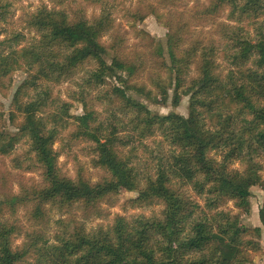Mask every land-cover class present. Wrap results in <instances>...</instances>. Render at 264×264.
<instances>
[{
	"label": "trees",
	"instance_id": "trees-1",
	"mask_svg": "<svg viewBox=\"0 0 264 264\" xmlns=\"http://www.w3.org/2000/svg\"><path fill=\"white\" fill-rule=\"evenodd\" d=\"M84 1L101 6L130 0ZM176 1L156 3L172 8ZM8 6L0 1V22ZM144 7L145 12L132 11L133 22L149 14L160 18L154 5ZM224 10L233 24H219L220 49L212 39L203 43L199 37L181 48L195 26L192 21L215 20ZM70 13L37 10L28 20L37 38L24 45L19 46L18 33L0 38V92L12 72L29 70L10 104L9 119L17 131H0V157H9L22 170L24 162L12 154L25 139L32 153L25 159H33L32 166L41 174L40 184L21 185L16 194L0 190V216L22 210L32 224L29 231L17 226L9 235L0 232V264H250V253L259 250L254 240L259 228L245 227L239 215L222 207L231 201L234 208L246 210L251 187L264 192L258 161L264 154V0H208L187 20L168 19L166 55L144 32L146 54L127 55L116 43L107 47L101 37L111 28L110 15L87 19ZM241 25L251 27L253 36ZM218 57L226 63L224 71L218 69ZM191 67L194 76H189ZM83 68L88 75L85 89L115 80L103 97L111 103L106 109H112L103 119L82 93L76 102L83 115L75 116L69 103H56L47 88L40 89L43 83L65 82ZM124 72L131 78L125 80ZM29 90L38 91L28 99ZM169 91L173 106L181 96L188 97L186 117L173 112L158 115L133 97L162 104ZM69 125L73 127L69 144L75 145V140L90 144L91 163L102 172L99 181L90 182L81 171L69 178L57 166L54 142ZM155 136L168 151L153 156L157 165L153 174L141 173L133 151ZM216 151L222 153L219 162L212 153ZM235 159L242 171L228 169ZM184 187L194 191L196 200L181 191ZM121 190L137 194L128 201L134 207L161 205L160 216L119 215L106 228L86 231L69 215L55 223L61 229L74 223L71 235L54 234L52 243L45 237L49 210L67 213L77 205L86 217ZM259 220L264 228V202ZM19 235L22 241L14 246Z\"/></svg>",
	"mask_w": 264,
	"mask_h": 264
},
{
	"label": "rangeland",
	"instance_id": "rangeland-1",
	"mask_svg": "<svg viewBox=\"0 0 264 264\" xmlns=\"http://www.w3.org/2000/svg\"><path fill=\"white\" fill-rule=\"evenodd\" d=\"M2 2L6 1L9 3L7 7V13L5 14L4 22H0V26L3 27L4 33L0 35V38L4 36H9L10 34H20L19 46L24 45L35 40L37 38L36 32L28 26L29 18L40 9H64L66 12L71 11L70 15L83 14L87 19H92L100 16L101 14L110 15L112 25L111 28L103 34L101 37V42L109 47L111 44L116 43L123 47V51L127 55H137L140 53H147L145 44L147 40L143 38L142 32L148 34L153 41L159 45L160 49L163 50V54L166 55L165 51V39L167 28L164 23L168 19L180 18L182 20H187L190 18L192 13L199 9L202 5L207 4L208 0H177L172 8H165L158 5L157 0H130V1H116L114 5H110L111 2L106 4H93L84 0H62V6L59 5L60 0H0ZM154 5L156 8V13L160 16L159 19L153 15H148L142 21L133 22L131 18V13L136 8L142 9L143 12L146 11L144 6ZM226 12L224 10L220 15L221 17L215 20L208 21H192L190 28V35L182 44L181 48H186L196 37L202 38L203 43L207 39H212L213 45L220 49L223 45V38L220 35L221 26L219 24H233L226 20ZM242 31H248L250 36H253L252 28L249 26L241 25ZM147 45V44H146ZM111 53V51H110ZM109 53V55H110ZM109 59V57H108ZM165 61L167 57H164ZM216 63L218 64L219 70H225L226 63L220 57L216 58ZM151 59L147 58L146 67L151 68ZM191 71L189 76H194L193 67L190 68ZM83 72L78 75H74L72 78L66 80L65 82H60L58 84L43 83L41 88H47L51 93V97L56 103H69L70 113L72 115L82 116V106L81 103L76 102L79 95L82 93L84 99H87L90 103H93V108L97 111L99 118L103 119L106 117L107 111L112 109H106L110 107L111 103L104 100V94L106 91L110 90L111 83H115L113 78H109L104 85H99L95 83L92 88L85 89V81L87 78V72L83 68ZM27 74H29L28 69H17L12 72L10 78L6 81L5 88L0 92V131L13 134L16 128L14 124L9 119L10 104L13 95L17 87L26 80ZM124 72V79L127 80L131 78V75H127ZM224 74V73H223ZM145 76H142L143 79ZM82 88V89H81ZM38 90H29L28 99L34 97ZM169 93V98L165 103L158 104L145 99L139 98L136 95L133 97L145 104L146 107L153 113L158 115H166L168 113H176L183 117L187 116L188 107V97L181 96L180 101L177 106H173L171 102V91ZM103 95V96H102ZM99 97V98H97ZM100 99L98 102L97 100ZM106 112V113H105ZM72 125L67 126L65 131H60V137L54 142L53 148L58 153L57 166L60 171L69 178H74L78 171H81L86 179L94 183L99 181L102 176V172L99 169L93 167L91 163L90 156V144L84 142V140H75L76 144H69L71 138H67L70 131L72 130ZM143 145L137 146L135 151H133L134 159L133 161L137 163L140 168L141 173H151L153 170L157 169L156 160L153 158L155 154L160 155V153H167L168 148L163 144L160 136H155L145 139ZM160 144V145H159ZM215 154L216 161H221L222 153L220 151L212 152ZM17 157L21 162H24L23 169L15 168L9 157H0V177L4 176L3 181H0L1 192L9 191L10 194H16L19 191L21 185L31 186L38 185L41 183L40 170L32 166L33 159H25V157L32 158V153L29 151L25 139L20 140V142L15 146L12 157ZM258 161L262 165L261 176L264 178V154L258 157ZM228 169H233L237 171H242L243 165L237 159L233 160ZM189 195L193 200H196L194 196V191L188 187L181 188ZM250 196L248 198V207L246 210H239L233 207V203L228 201L223 209H227L231 214L239 215L240 224L247 228L257 227L259 230L254 233V240L258 243L259 250L257 252H251L250 264H264V228L259 220V211L264 202V192L258 186H253L250 189ZM136 193L121 190L118 194L113 195L105 199L98 205V212H92L88 216L84 217L82 215V210L80 208L74 207V209H69L67 213L63 211L59 212L54 209L48 211V223L43 227L45 237L48 238L49 242L52 243L54 234H60L68 237L73 233L74 223H67L62 229L58 228L55 223L59 217L69 218V215H74L75 221L82 224L86 231H94L100 227L106 228L111 225L115 216H123L130 218L132 216H143L145 218L159 217L162 210L161 205H150L134 207L128 202L129 200L136 197ZM199 201V200H197ZM201 204V201H199ZM21 227L22 230L29 231L32 228L31 222L26 221V217L22 210H19L16 215L4 214L0 216V232L1 234L9 235L13 227ZM23 236L19 235L13 239V245H20Z\"/></svg>",
	"mask_w": 264,
	"mask_h": 264
}]
</instances>
